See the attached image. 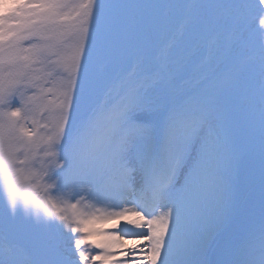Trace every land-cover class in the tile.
<instances>
[{
  "label": "snow or ice",
  "instance_id": "1",
  "mask_svg": "<svg viewBox=\"0 0 264 264\" xmlns=\"http://www.w3.org/2000/svg\"><path fill=\"white\" fill-rule=\"evenodd\" d=\"M177 18L223 71L178 83ZM257 112L261 220L238 240L231 133ZM0 198V264H264V0H0Z\"/></svg>",
  "mask_w": 264,
  "mask_h": 264
},
{
  "label": "rangeland",
  "instance_id": "2",
  "mask_svg": "<svg viewBox=\"0 0 264 264\" xmlns=\"http://www.w3.org/2000/svg\"><path fill=\"white\" fill-rule=\"evenodd\" d=\"M141 2L150 3L154 2V0H141ZM198 2L207 3L210 2V0H198ZM183 23L182 18H177L169 25V34H176L177 42L183 46L184 51L188 59L191 61V64L189 67L181 66L179 71L182 76V81L178 80V83H183L185 87L192 86L195 83L194 77L196 75H199L200 71H203V69H198V63L200 62H207L210 66H212L217 72L223 71L224 65L223 63L219 62V57L225 53L226 47L223 43V41H218L216 43H213V40L215 39V32H206L205 33V39L201 37V35L192 36L191 29H187L185 31V35L180 36L179 33L181 31V25ZM219 52V53H218ZM238 119L241 120V118L238 117ZM236 127L232 129L231 135L233 136L232 139L236 136V132L239 131V128L242 127L237 123L235 125ZM257 127V128H256ZM255 127V133L254 135H249V133L241 128L243 132L246 133L245 142H248L250 145L255 148H260V135H259V125L258 122H256ZM238 137V135H237ZM235 150V147H234ZM241 162V160H240ZM6 213V205L2 198H0V217H3ZM260 218V217H259ZM101 221V220H100ZM107 220H103L102 222L97 221L96 224L98 225L105 223ZM16 223L23 224L25 226H28V222L25 220H22L20 218L17 219ZM255 223V222H254ZM35 232H40V229H31ZM238 232V231H237ZM242 232V230L240 231ZM244 233L242 236H237L236 238L246 236L247 231H243Z\"/></svg>",
  "mask_w": 264,
  "mask_h": 264
},
{
  "label": "bare ground",
  "instance_id": "3",
  "mask_svg": "<svg viewBox=\"0 0 264 264\" xmlns=\"http://www.w3.org/2000/svg\"><path fill=\"white\" fill-rule=\"evenodd\" d=\"M257 118L259 119L258 112L256 114V119ZM239 125H243L242 118H241V122L239 123ZM235 127L236 126H234V128ZM241 140H245V139L242 138ZM236 149H237V152L240 153V156L241 157H243L245 154L249 155V158L246 161V163L244 164V162H243V164L240 165V166H242V168L240 169V171H238V177H241L242 176L241 179H244V181L246 182V184L243 187L242 186H238V196H240V198H241V200L238 203V208H239L240 202L241 201L243 202V200H244V198H243L244 193L249 189L245 193V196H246V194L249 191H251V189L254 188V186H256L260 182V166H261V161H259V159H258V158H260V148L257 149L255 147H253L252 145L246 144V143H244V142L241 141L240 144L238 145V147L236 145ZM247 167H248L247 173L243 172V170H245ZM259 195H260V190L254 196V199H253L254 200V203H253V205L251 206V208L249 209L248 212H245V211H243L241 209L240 210L239 209L238 210L235 209L236 212L234 211V213H233V218L232 219H234L235 216L237 218L239 216H243L242 219H244V222H243V225L241 227L244 228V229H246L247 227H249V228L251 227L252 228L253 225H254V223H251V222L252 221H255V219L257 217H261V212H260V196ZM242 202H241V204H242ZM97 206L98 207H102V208L103 207H106L103 204H99ZM235 207H236V204H235ZM132 218H134V217H132ZM102 221L103 220H101V221L99 220V222H102ZM115 222L119 223V225H121V227H123L124 221L122 219H119V222H118V219H112V223H115ZM257 222H258V218H257V221H256L255 225L257 224ZM98 223L96 224V227L99 228ZM209 227H211V225H209ZM92 239L99 241V240L104 239V236H102V235H95V236L92 237ZM125 239H126V243L122 246L123 248L124 247L127 248L126 245H130L131 246V244L134 242V240L132 238L126 237ZM135 239L136 240H139L140 241V245L139 246L140 247H143L145 249L144 252L138 253V255L146 256L147 255V250H146V248H147V241L143 240L140 237H137ZM132 255L133 254L131 253L130 256H132ZM120 256H121V254H120ZM113 259H114V257H113ZM118 259H120L122 261L125 260L122 256L119 257ZM127 264H139V262H137L135 260H127ZM143 264H147V262L144 261Z\"/></svg>",
  "mask_w": 264,
  "mask_h": 264
}]
</instances>
